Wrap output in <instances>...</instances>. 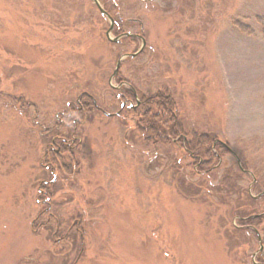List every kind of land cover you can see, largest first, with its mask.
Masks as SVG:
<instances>
[{
	"label": "rangeland",
	"instance_id": "obj_1",
	"mask_svg": "<svg viewBox=\"0 0 264 264\" xmlns=\"http://www.w3.org/2000/svg\"><path fill=\"white\" fill-rule=\"evenodd\" d=\"M99 1L115 2L123 32L142 35L139 53L124 56L139 37L107 38L93 0H0V264H264V221L261 245L254 229L237 226L264 210L251 175L264 159L255 20L264 0ZM121 56L117 73L137 93L168 89L189 131L215 133L234 154L197 172L177 144L143 142L128 121L91 109L78 125L73 177L53 184L66 189L52 208L60 227L50 235L51 220L33 232L36 185L51 177L38 162L48 139L40 129L82 91L115 112L109 77ZM78 214L83 235H62Z\"/></svg>",
	"mask_w": 264,
	"mask_h": 264
},
{
	"label": "trees",
	"instance_id": "obj_2",
	"mask_svg": "<svg viewBox=\"0 0 264 264\" xmlns=\"http://www.w3.org/2000/svg\"><path fill=\"white\" fill-rule=\"evenodd\" d=\"M104 7L114 19V31L121 33L122 24L120 18L117 17V5L112 2L109 7ZM255 20L264 33V14L256 15ZM234 24L241 30L251 34L252 31L247 25L237 20L234 21ZM127 38L134 39V37L129 36ZM117 79L122 80L124 78L118 73ZM124 94V97L131 99L134 103V95L131 89L125 88ZM86 95L82 96L84 108L83 111L79 112L80 118L84 117L85 112H90L88 104L91 101L90 97ZM17 98L20 100L19 105H21L23 97L19 96ZM74 111L76 112V108ZM116 117L122 122L124 120L128 121L143 142L177 144L182 149L184 157L191 159L190 166L197 172H210L223 156L232 153L229 145L220 140L215 133L189 131L179 116L177 104L172 94L166 88L158 87L150 93L139 94V103L133 107H124L120 111V115ZM60 161L62 162L63 159H60ZM249 162L247 160V165L245 163L240 164L243 170L249 166ZM251 170L254 178L253 186L259 189V195L264 198V159L260 160V164H256ZM239 221L246 227L258 230L259 225L264 221V212L259 215L248 214L240 218ZM259 258H261L259 260H264L263 252L259 255Z\"/></svg>",
	"mask_w": 264,
	"mask_h": 264
},
{
	"label": "flooded vegetation",
	"instance_id": "obj_3",
	"mask_svg": "<svg viewBox=\"0 0 264 264\" xmlns=\"http://www.w3.org/2000/svg\"><path fill=\"white\" fill-rule=\"evenodd\" d=\"M122 80H117V85L115 84L117 90L116 99L119 101L118 109H120L118 113H115L117 115H120V111L124 107H133L139 103V98H137L136 94L137 91L124 85ZM125 88H129L133 91L135 101L133 106H131V99L124 97ZM86 96H89L91 101V103L88 104V106H90L88 109L89 111L93 108V110H98L104 113L106 112L105 109L96 103V100L91 95L87 94ZM75 108L76 112L74 111ZM83 108L84 105L81 102V95H79L76 102L72 105L67 103V107L64 111L56 113V119L52 125L40 129V134H47L48 139L43 145L42 153L38 162L43 171L51 177L49 179L46 176L40 177L36 185V195L34 200L41 209L30 222L31 230L33 232L47 229L51 220H55L56 223L55 230L52 231L50 235H56V230L60 227V222L57 221V215L52 208L63 206V202L55 200V198L66 189H64V187L56 188L53 184L56 182L58 175L62 176V180H67L72 178L73 173L76 171L77 161H75V153L81 141V137L78 134V125L83 121L79 116V112L83 111ZM109 113L113 114L114 112ZM60 159H63V161L61 162ZM39 218L41 219L38 220ZM70 219L71 221L62 235H70L69 230L71 229L78 232V235H83L81 228L79 227L80 215L78 214Z\"/></svg>",
	"mask_w": 264,
	"mask_h": 264
},
{
	"label": "water",
	"instance_id": "obj_4",
	"mask_svg": "<svg viewBox=\"0 0 264 264\" xmlns=\"http://www.w3.org/2000/svg\"><path fill=\"white\" fill-rule=\"evenodd\" d=\"M93 2L96 4V6L98 7V9H99V11L102 13V14H104L107 18H108V20H109V26H108V28H107V30H106V36H107V38L108 39H110V40H113V41H116V40H118L120 37H122V36H128V35H130V36H134V35H136V34H134V33H131V32H127V31H125V32H122V33H120V34H118V35H116V36H114V37H111L110 36V32H111V30H112V28H113V17L103 8V6L101 5V3L99 2V0H93ZM140 36V35H139ZM141 39H142V44H141V46H140V48L139 49H137L136 51H134V52H131V53H126V54H124V56H127V55H129V56H134L135 54H137L138 52H140L141 51V49L143 48V46H144V44H145V40L143 39V37L141 36ZM121 59H122V56L116 61V64H115V67H114V69H113V72H112V74L110 75V78L111 77H113L116 73H117V71H118V67H119V64H120V61H121ZM257 215V214H256ZM258 235V241H259V245H261V239H260V235L259 234H257ZM253 261H255V260H253Z\"/></svg>",
	"mask_w": 264,
	"mask_h": 264
}]
</instances>
